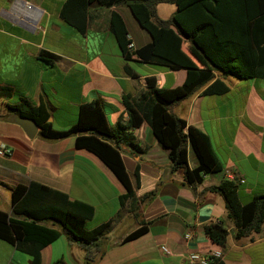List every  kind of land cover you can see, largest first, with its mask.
I'll use <instances>...</instances> for the list:
<instances>
[{"label":"crops","instance_id":"1","mask_svg":"<svg viewBox=\"0 0 264 264\" xmlns=\"http://www.w3.org/2000/svg\"><path fill=\"white\" fill-rule=\"evenodd\" d=\"M67 1L0 0V146L12 150L10 156L0 157V209L11 214L14 188L36 182L91 205L95 209L88 222L91 228L109 221L112 224L102 240L103 253L93 263L86 261L84 248L57 227L61 236L42 250V264H189L190 254L205 257L216 251L222 252L225 264H264V226L261 234L236 239L223 196L209 191L228 179L238 183L243 205L264 195L263 79L226 78L214 70L212 82L170 106L172 114L211 138L224 166L223 172L206 176L201 184L191 186L182 170H173L168 149L157 141L147 122L126 131L142 149L118 142L136 197L154 193L138 202L135 211L129 204L121 207L119 197L126 194V188L93 153L77 149L74 136L46 139L40 129L29 139L13 120L15 115L7 106L27 99L35 106L47 107L51 113L48 122L56 131H66L77 124L81 106L94 102L104 107L115 129L122 116L123 122L128 120L124 98L130 96L139 104L149 95L148 78H156L158 88L169 90L185 84L184 69L171 71L124 57L110 31L112 11L125 20L135 51L152 41L127 5L105 8L94 2L91 23L82 35L60 17ZM176 8L160 3L157 18L172 19ZM160 9L167 14L159 17ZM42 52L61 59L48 64L40 58ZM217 79L228 84L229 93L204 95ZM188 151V165L194 169L197 158L190 148ZM137 169L139 186L134 177ZM141 221L148 224V232L123 243ZM211 223H222L229 230L224 248L206 235L205 227ZM0 264H31V258L0 240Z\"/></svg>","mask_w":264,"mask_h":264},{"label":"trees","instance_id":"2","mask_svg":"<svg viewBox=\"0 0 264 264\" xmlns=\"http://www.w3.org/2000/svg\"><path fill=\"white\" fill-rule=\"evenodd\" d=\"M94 2L105 8L127 5L140 27L151 36L149 44L131 51L128 45L132 41L126 22L120 14L112 11L110 31L127 60L136 57L142 63L171 71L184 69L187 71L185 84L169 90L158 88L156 78H148L149 95L139 104L132 97H125L123 102L128 120L123 122L122 116L115 129L104 107L94 102L81 106L77 124L66 131H56L48 122L51 113L44 105L38 107L22 99L20 104L7 106V110L34 120L43 138L57 141L74 136L77 149L93 153L123 184L126 194L119 197V203L123 208L129 204L131 211L136 210L138 202L151 198L154 193H147L141 199L136 197L118 142L123 141L134 149L142 150L136 138L126 131L139 129L144 122L148 123L157 141L168 149L173 170H182L189 185L201 184L206 176L223 172L224 166L211 138L204 131L188 126L185 119L172 114L170 106L212 82L214 70L226 78L264 80V0H68L60 17L79 34L85 35L91 23L90 6ZM160 3L177 7L172 19L157 18L156 8ZM184 46L193 51L191 54L195 59L189 56ZM40 58L48 64L61 59L47 52H42ZM129 73L135 76L132 71ZM229 91L228 84L217 79L203 94L222 96ZM189 148L198 162L194 169L188 165ZM139 176L137 169L134 177L138 186ZM209 191L223 196L228 218L235 225L236 239L252 233L261 234L264 195H256L243 205L238 183L228 179ZM12 204L11 214L0 209V240L30 256L31 264H42V250L61 236L57 227L63 228L73 242L84 248L86 261L93 263L103 253L102 240L111 232L112 224L109 221L91 228L88 222L92 221L95 213L91 205L73 201L67 194L36 182L29 186H16L12 192ZM205 231L214 244L222 248L226 246L230 232L222 223H211ZM145 232H148V224L141 221L139 228L127 235L123 243L136 240ZM214 264L225 262L218 259Z\"/></svg>","mask_w":264,"mask_h":264},{"label":"built area","instance_id":"3","mask_svg":"<svg viewBox=\"0 0 264 264\" xmlns=\"http://www.w3.org/2000/svg\"><path fill=\"white\" fill-rule=\"evenodd\" d=\"M128 48L135 52L134 49V44L131 43L128 45ZM12 154V150L8 148L6 145H1L0 146V157H8ZM191 236H187V239H190ZM165 252L167 250L163 248ZM218 259L222 260V252L221 251H216L214 253H211L209 256H200L198 254H190L189 255V264H214Z\"/></svg>","mask_w":264,"mask_h":264},{"label":"water","instance_id":"4","mask_svg":"<svg viewBox=\"0 0 264 264\" xmlns=\"http://www.w3.org/2000/svg\"><path fill=\"white\" fill-rule=\"evenodd\" d=\"M13 120L25 131L29 139L34 138V136H36L40 130L37 123L32 119L15 115V117H13Z\"/></svg>","mask_w":264,"mask_h":264},{"label":"rangeland","instance_id":"5","mask_svg":"<svg viewBox=\"0 0 264 264\" xmlns=\"http://www.w3.org/2000/svg\"><path fill=\"white\" fill-rule=\"evenodd\" d=\"M166 14H167V12L164 9L158 10V16L159 17H162L163 15H166Z\"/></svg>","mask_w":264,"mask_h":264}]
</instances>
